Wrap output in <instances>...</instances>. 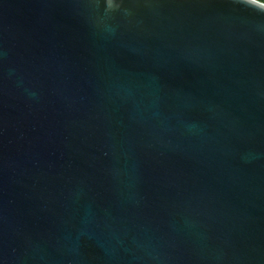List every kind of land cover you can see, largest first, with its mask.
Returning a JSON list of instances; mask_svg holds the SVG:
<instances>
[{
    "label": "water",
    "instance_id": "1",
    "mask_svg": "<svg viewBox=\"0 0 264 264\" xmlns=\"http://www.w3.org/2000/svg\"><path fill=\"white\" fill-rule=\"evenodd\" d=\"M0 264H264V2L0 0Z\"/></svg>",
    "mask_w": 264,
    "mask_h": 264
},
{
    "label": "trees",
    "instance_id": "2",
    "mask_svg": "<svg viewBox=\"0 0 264 264\" xmlns=\"http://www.w3.org/2000/svg\"><path fill=\"white\" fill-rule=\"evenodd\" d=\"M260 1H263L264 2V0H260Z\"/></svg>",
    "mask_w": 264,
    "mask_h": 264
},
{
    "label": "snow or ice",
    "instance_id": "3",
    "mask_svg": "<svg viewBox=\"0 0 264 264\" xmlns=\"http://www.w3.org/2000/svg\"><path fill=\"white\" fill-rule=\"evenodd\" d=\"M257 2H259V0H257Z\"/></svg>",
    "mask_w": 264,
    "mask_h": 264
}]
</instances>
